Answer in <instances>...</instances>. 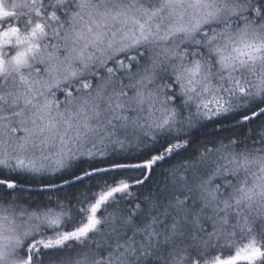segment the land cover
Segmentation results:
<instances>
[{"label":"snow or ice","instance_id":"obj_1","mask_svg":"<svg viewBox=\"0 0 264 264\" xmlns=\"http://www.w3.org/2000/svg\"><path fill=\"white\" fill-rule=\"evenodd\" d=\"M0 264H264V0H0Z\"/></svg>","mask_w":264,"mask_h":264}]
</instances>
